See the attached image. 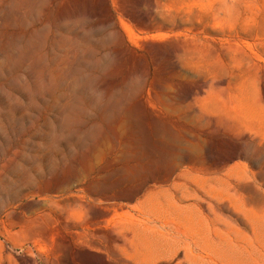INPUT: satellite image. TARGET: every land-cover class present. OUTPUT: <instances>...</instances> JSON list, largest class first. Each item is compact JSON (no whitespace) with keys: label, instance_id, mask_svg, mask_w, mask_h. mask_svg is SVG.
Listing matches in <instances>:
<instances>
[{"label":"rangeland","instance_id":"rangeland-1","mask_svg":"<svg viewBox=\"0 0 264 264\" xmlns=\"http://www.w3.org/2000/svg\"><path fill=\"white\" fill-rule=\"evenodd\" d=\"M0 264H264V0H0Z\"/></svg>","mask_w":264,"mask_h":264}]
</instances>
